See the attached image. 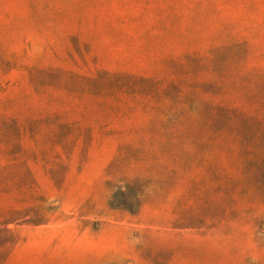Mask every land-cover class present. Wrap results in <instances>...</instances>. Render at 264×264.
<instances>
[{
  "label": "rangeland",
  "instance_id": "374dc122",
  "mask_svg": "<svg viewBox=\"0 0 264 264\" xmlns=\"http://www.w3.org/2000/svg\"><path fill=\"white\" fill-rule=\"evenodd\" d=\"M264 264V0H0V264Z\"/></svg>",
  "mask_w": 264,
  "mask_h": 264
},
{
  "label": "clouds",
  "instance_id": "9594fccd",
  "mask_svg": "<svg viewBox=\"0 0 264 264\" xmlns=\"http://www.w3.org/2000/svg\"><path fill=\"white\" fill-rule=\"evenodd\" d=\"M251 264H257V261H256V258L255 257L252 258Z\"/></svg>",
  "mask_w": 264,
  "mask_h": 264
}]
</instances>
